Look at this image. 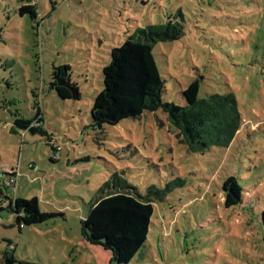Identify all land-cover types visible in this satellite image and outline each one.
Masks as SVG:
<instances>
[{
  "label": "rangeland",
  "instance_id": "obj_1",
  "mask_svg": "<svg viewBox=\"0 0 264 264\" xmlns=\"http://www.w3.org/2000/svg\"><path fill=\"white\" fill-rule=\"evenodd\" d=\"M27 1L0 0V187L9 198L37 196L55 217L20 231L1 210L0 262L10 240L15 264H119L81 229L97 189L117 181L164 191L146 246L127 264H264V0ZM33 1L36 20L19 12ZM168 20L183 34L154 47L164 100L185 105L194 80L200 98L234 92L242 125L228 146L189 151L162 110L93 126L111 50ZM62 65L79 97L53 88ZM37 107L58 156L47 136L13 127L15 114L33 118ZM2 171L18 172L16 190L5 188ZM228 176L245 190L231 208L222 190Z\"/></svg>",
  "mask_w": 264,
  "mask_h": 264
},
{
  "label": "trees",
  "instance_id": "obj_2",
  "mask_svg": "<svg viewBox=\"0 0 264 264\" xmlns=\"http://www.w3.org/2000/svg\"><path fill=\"white\" fill-rule=\"evenodd\" d=\"M36 5L24 4L19 12L22 15L28 13L36 20ZM182 34V27L168 20L164 24L138 28L135 34L111 50V61L103 68L104 87L95 97L91 109L95 128L102 129L106 124L118 125L126 118H138L145 112L162 110L191 152L203 153L212 146H228L232 142L242 125L234 92L214 93L200 98V82L194 80L183 90L185 105L164 100L165 80L160 72L154 47L161 41L177 40ZM70 69L69 65H62L55 68L59 73L54 74L76 89L75 83L68 82ZM56 89L62 98L73 96L65 86H57ZM13 127L21 133H41L47 136L53 152L55 155L58 153L56 141L43 126L41 107H37L33 118L15 114ZM55 160L53 156L52 161ZM2 173L5 188L16 190V173ZM177 182L178 180L174 183ZM182 183L181 181L179 185ZM166 190L172 189L167 186ZM222 190L226 208L243 204L245 190L235 176H228L224 180ZM163 194L164 191L155 189L154 186L147 193H140L137 188L123 182H106L97 189L87 216L81 220L84 238L91 245H102L111 250L116 263L131 262L148 242L155 203ZM1 210L14 214L20 231L25 226L47 223L55 217L54 214L41 210L37 196L9 198L0 187ZM261 220L264 224V208ZM15 254L16 247L9 240L7 248L2 252L0 264L17 263L19 260Z\"/></svg>",
  "mask_w": 264,
  "mask_h": 264
},
{
  "label": "water",
  "instance_id": "obj_3",
  "mask_svg": "<svg viewBox=\"0 0 264 264\" xmlns=\"http://www.w3.org/2000/svg\"><path fill=\"white\" fill-rule=\"evenodd\" d=\"M57 74L59 73V70L55 71ZM54 77L59 81L60 78L58 77V75H54ZM70 81V79H68V82ZM58 84H63V85H66L69 87V89L72 91L73 93V97H78V94H79V90L76 88H72V86L70 84H67V83H63V82H59Z\"/></svg>",
  "mask_w": 264,
  "mask_h": 264
},
{
  "label": "flooded vegetation",
  "instance_id": "obj_4",
  "mask_svg": "<svg viewBox=\"0 0 264 264\" xmlns=\"http://www.w3.org/2000/svg\"><path fill=\"white\" fill-rule=\"evenodd\" d=\"M55 75V74H54ZM53 88L55 87H57V86H65V87H67V88H69L68 86H66V85H63V84H58L59 82H63L64 83V81L63 80H57L54 76H53ZM67 84H69V83H67ZM71 85V84H70ZM72 86V85H71ZM71 91V90H70Z\"/></svg>",
  "mask_w": 264,
  "mask_h": 264
},
{
  "label": "built area",
  "instance_id": "obj_5",
  "mask_svg": "<svg viewBox=\"0 0 264 264\" xmlns=\"http://www.w3.org/2000/svg\"><path fill=\"white\" fill-rule=\"evenodd\" d=\"M33 3H35V1H33ZM58 149H59V147H57ZM59 154L58 153H56V156H58ZM16 175H17V177L19 176V174H18V172H16ZM11 184V182L10 183H7V185H10Z\"/></svg>",
  "mask_w": 264,
  "mask_h": 264
}]
</instances>
